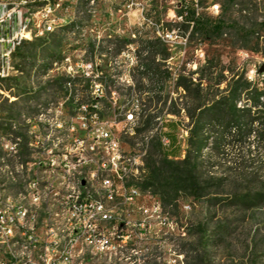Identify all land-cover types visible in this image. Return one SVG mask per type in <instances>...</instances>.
<instances>
[{"label":"rangeland","instance_id":"374dc122","mask_svg":"<svg viewBox=\"0 0 264 264\" xmlns=\"http://www.w3.org/2000/svg\"><path fill=\"white\" fill-rule=\"evenodd\" d=\"M213 1L224 7L225 0H199L200 15L216 18L209 10ZM44 2L33 0L25 10L36 12ZM193 2L58 0L51 5L58 18L53 34L44 33L25 42L14 57L17 71L4 81L0 79V89L5 92H0L1 208L22 205L31 216L29 222L35 221L36 202L30 194L21 193L33 170L25 163L23 172H17L22 169L21 159L34 161L39 133H51L53 146L60 154L66 152L67 146L75 147L73 138L84 132L85 122L89 126L95 120L107 123L118 133L126 112L138 107V127L142 131L121 133V137L125 147L130 144L143 155L145 165L140 174L147 171L146 159L157 144L156 135L161 139V118L164 128L166 123L169 131L177 135L178 156L184 157L190 119L184 109L186 93L178 86V79L185 76L197 82L207 61L221 63L215 75L224 69V74L230 76L228 67L234 66L250 79L264 65V56L252 50L257 48L255 40L250 42L242 33L244 28L264 19V0H239L227 15L229 23H237L239 32L228 29L220 38H206L186 27L178 11L184 3L194 6ZM43 19L44 15L37 20ZM167 33H172L173 38L166 42L163 36ZM158 38L163 42H156ZM153 45L160 51L167 49L169 54L166 60H161V69L171 71L170 79L154 76L155 69L145 64L148 53L144 49L151 52ZM68 77L74 80L71 87L64 82ZM96 85L103 90H97ZM221 87L225 88L226 83ZM96 97H99L97 119L83 108L90 106ZM10 130L20 135V145L15 143ZM6 144L9 149L13 146L25 154L9 155ZM206 153L210 155V151ZM135 183L141 188V182ZM56 188L63 189L58 183ZM146 193L150 195H145V216H152L153 200L158 199L167 216L157 213V220L165 223L158 224L150 234L133 233L128 246L116 254L86 248L75 264H264V204H211L181 194L165 208L153 190ZM107 206L120 213L127 203L118 200ZM40 207L48 225L45 237H52L51 229L59 235L69 234L61 221L62 208L56 207L54 200H47V193H42ZM142 224H149V217H142ZM16 240L3 245L11 248L13 259L22 256V246L15 244ZM3 254L0 248V259Z\"/></svg>","mask_w":264,"mask_h":264},{"label":"built area","instance_id":"2783aa9c","mask_svg":"<svg viewBox=\"0 0 264 264\" xmlns=\"http://www.w3.org/2000/svg\"><path fill=\"white\" fill-rule=\"evenodd\" d=\"M32 1L0 0V76L3 81L13 74L14 57L18 49L25 42L40 37L41 31L39 27H35V20L43 15H52V4L48 0L35 12V16H28L25 8ZM195 8L199 16V0H195ZM222 9V5L216 1L209 7L210 14L216 17L222 13ZM52 17L55 18L53 15ZM179 17L183 19L182 16ZM24 25H31V32H24ZM163 37L167 42L173 38V34L167 33ZM67 85L71 87L70 82ZM96 88L103 90L101 85H96ZM0 92L5 93L2 89ZM91 106L95 108L91 115L97 119L99 97H96ZM83 108L87 111L86 105ZM139 114L138 107L129 109L118 133L113 131V125L95 120L89 126L85 122L84 132L73 138L75 147H66L68 167L55 166V153L59 152L53 146L52 134L36 135L38 140L34 161L26 162L31 166L29 170H33V175L24 184V192H21L36 194L35 221L23 222L24 211L20 207H17L14 220H5V210L0 208V248L4 253L0 264H11V248H3V239L9 235L8 225H17L18 233L27 232V241L15 242L22 246V257H27V264H56L55 248L59 234L52 229V237H45L48 225L41 213L38 193H47V200H54L56 207L62 208L61 221L64 223L65 233H69L71 239L70 255L64 264H75L76 258L86 248H92L101 254H116L122 247L128 246V238L133 233L150 234L158 224L165 223V220H157V213H165V218L167 216L160 200H153L152 216H145V195L150 194L141 187L135 189L138 190V197H127V190L118 189V174L127 172L128 156L136 154V148L130 144L125 147L121 133H137ZM21 140L17 138L15 143L20 145ZM6 145L9 149L10 145ZM163 145L168 147L165 136ZM84 146L94 149V157H85ZM19 152L13 146L9 149V155ZM20 166L22 169H18L17 174L23 172L25 163H20ZM55 168H62L65 183L70 184V191L56 188ZM146 174L147 171L136 178L128 177V182L142 183ZM118 199L127 200V207L116 215H107L106 202ZM142 217H149V224H142Z\"/></svg>","mask_w":264,"mask_h":264},{"label":"trees","instance_id":"16d2710c","mask_svg":"<svg viewBox=\"0 0 264 264\" xmlns=\"http://www.w3.org/2000/svg\"><path fill=\"white\" fill-rule=\"evenodd\" d=\"M49 2L54 6L58 0ZM238 3L239 0H225L222 13L216 18L198 16L195 2L194 6L184 3L178 16L183 17L187 28L192 27V32H201L206 38H220L228 29L239 32L237 23H229L227 19L229 11ZM263 31L264 19L244 28L242 33L250 42L255 40L257 48L252 50L264 56ZM156 42L162 43L163 39L158 38ZM144 50L148 53L144 62L155 69L154 76L170 79L171 71L161 69V60H166L169 54L167 49L160 51L153 45L151 52ZM218 67L221 63L207 61L200 69L197 82L185 76L178 79V86L186 93L184 109L190 119L184 157L178 156L177 135L169 131L166 123L164 128V121L162 135L170 138L171 144L165 147L156 135L157 144L148 153L147 174L141 187L159 195L165 208L181 194L211 204H264V73L259 72V67L256 77L250 79L246 72L241 73L231 66L228 67L230 76L224 74V69L215 75ZM72 81V77L64 79L66 85L69 82L72 85ZM223 83H226L225 88L221 87ZM87 111L92 114L95 108L88 105ZM141 131L138 128V132ZM10 134L15 136V141L21 138L15 131L10 130ZM27 161L21 159L20 163ZM200 228L204 231L203 226Z\"/></svg>","mask_w":264,"mask_h":264},{"label":"bare ground","instance_id":"6f19581e","mask_svg":"<svg viewBox=\"0 0 264 264\" xmlns=\"http://www.w3.org/2000/svg\"><path fill=\"white\" fill-rule=\"evenodd\" d=\"M53 11L54 9L51 7V14L55 16ZM52 15H44V19L42 21L35 20V27H39V30L41 31L40 36H42L44 33L55 31L56 21H58V18L56 16L54 18L52 17ZM28 16H35V12H32V13L28 12ZM48 26H50V28H48ZM24 32H31V25H24ZM16 71H17L16 66H14L13 73ZM0 79L1 80L3 79L2 76H0ZM161 122L163 124L162 118H161ZM163 138H164V135H162V131H161L162 144H163ZM165 141H166V145L169 146L171 144V139L166 136H165ZM84 155L85 157H94V149H92L91 146H86L84 148ZM57 161H58V164H57ZM144 165H145V161L141 153L136 152V154H129L127 172H121L120 174H118V189L127 190V197H138V190H135V189H141V188L135 182H128V177L136 178V176L141 173ZM55 166L68 167V152H62L60 154L55 153ZM54 183L55 184L58 183L62 185V188H63L62 191H70V184L65 183L64 172L62 168H55ZM30 197L31 199H33L34 202H36V194H30ZM41 197H42V193H38V200H40ZM7 200L9 201V199ZM118 200H121L127 203V200L125 199H118ZM118 200H109V202H106L107 215L117 214L115 210L109 208L107 205L111 202H116ZM17 207L22 208V210L24 211L23 222H29L31 219V216L29 215L27 208H24L22 205H18V204L17 206H14V205H12V207L9 206L8 207L9 209L0 207L2 210H5V220L15 219V212H17ZM51 232H52V229H51ZM8 233L9 235L7 237H4L3 239V245H10L17 238H19V236L21 237L20 239H22V241H27V232L18 233L17 225H8ZM70 248H71L70 235L60 234L59 237H57V245L55 248L56 264H64L65 262H67L68 257L70 255ZM17 258L18 259L11 258V264H27V257H22V256L19 257L18 255Z\"/></svg>","mask_w":264,"mask_h":264},{"label":"water","instance_id":"95a60500","mask_svg":"<svg viewBox=\"0 0 264 264\" xmlns=\"http://www.w3.org/2000/svg\"><path fill=\"white\" fill-rule=\"evenodd\" d=\"M259 72L264 73V65L260 67Z\"/></svg>","mask_w":264,"mask_h":264}]
</instances>
